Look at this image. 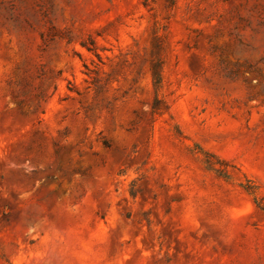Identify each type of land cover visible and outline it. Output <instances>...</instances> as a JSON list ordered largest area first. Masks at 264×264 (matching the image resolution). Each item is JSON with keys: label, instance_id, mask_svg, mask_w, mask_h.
<instances>
[{"label": "rangeland", "instance_id": "374dc122", "mask_svg": "<svg viewBox=\"0 0 264 264\" xmlns=\"http://www.w3.org/2000/svg\"><path fill=\"white\" fill-rule=\"evenodd\" d=\"M0 264H264V0H0Z\"/></svg>", "mask_w": 264, "mask_h": 264}]
</instances>
